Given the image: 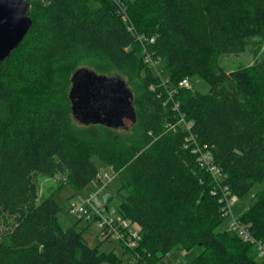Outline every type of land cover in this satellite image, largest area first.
<instances>
[{
	"label": "trees",
	"instance_id": "trees-1",
	"mask_svg": "<svg viewBox=\"0 0 264 264\" xmlns=\"http://www.w3.org/2000/svg\"><path fill=\"white\" fill-rule=\"evenodd\" d=\"M27 1L32 26L0 62V264L121 263L59 220L55 192L102 184L94 157L123 181L105 200L118 197V214L140 230L134 249L121 243L131 264L197 246L189 264H261L255 244L220 226L230 198L264 185V62L227 71L220 59L264 36V0ZM82 70L125 87L73 100ZM193 76L210 92L181 86ZM74 101L122 119H78ZM40 177L57 179L42 199ZM239 221L264 243V188Z\"/></svg>",
	"mask_w": 264,
	"mask_h": 264
},
{
	"label": "rangeland",
	"instance_id": "rangeland-1",
	"mask_svg": "<svg viewBox=\"0 0 264 264\" xmlns=\"http://www.w3.org/2000/svg\"><path fill=\"white\" fill-rule=\"evenodd\" d=\"M258 62H264V36L251 38L249 46L244 54L239 56H224L220 59V64L227 71H234L238 68ZM227 86L231 88L230 84H227ZM190 88L202 94L210 92L209 84L200 76H193L190 78ZM2 108L3 106L0 105V111ZM127 123L130 124V121ZM93 160L100 170L102 184L99 183L98 180H94L81 192L76 191L69 185L55 192V200L62 208V212L59 215L60 223L64 229L75 226V228L82 233L84 240L91 248H99V250L104 253L114 252L121 260L120 264H131L132 255L125 252L121 243L115 238L107 239L103 236L99 219L89 221L86 217L71 212L73 206H87L91 209V213L94 214L95 209L100 210L104 207L105 196L107 194H113L119 197V193H124L122 191L123 181L121 177L118 176L111 167L103 164L98 157H94ZM38 183L40 188V199H42L53 192L57 186V179L40 177ZM263 188L264 185L258 182L246 196L238 198L231 207L230 216L220 226V230L227 231L229 224L234 218L239 219L251 206H253L255 195ZM118 197L112 198L107 202L110 206V212L114 210L117 211L120 202ZM110 212H105L104 216L108 217ZM113 216L118 217V213L116 212ZM202 252L203 248L200 246L189 251L179 247L166 255L162 259L161 264H189ZM259 261L261 264H264V258H259Z\"/></svg>",
	"mask_w": 264,
	"mask_h": 264
},
{
	"label": "water",
	"instance_id": "water-1",
	"mask_svg": "<svg viewBox=\"0 0 264 264\" xmlns=\"http://www.w3.org/2000/svg\"><path fill=\"white\" fill-rule=\"evenodd\" d=\"M29 6L27 0H0V62L8 58L12 51L18 48L30 30L33 21L28 16ZM75 85L71 95L73 100L76 97H80V100L82 99L81 94L78 93L81 89H85L86 91L88 88L89 90L91 89L93 93H96L95 96L101 100L103 91H106L107 87H110L112 91H120L125 87V83L119 78L108 79L100 77L96 73L88 70L79 71L75 75ZM89 90L87 92H90ZM73 112L78 119L97 122L103 118V122L107 121L106 123L109 125L112 124V121L118 122V120L120 121L122 119L112 118L110 123L108 120L109 117L102 115V113L95 112L97 116L89 113L86 106L81 101H74ZM128 112V118L134 120L135 116L133 110L129 108ZM93 116L95 119H93Z\"/></svg>",
	"mask_w": 264,
	"mask_h": 264
},
{
	"label": "built area",
	"instance_id": "built-area-1",
	"mask_svg": "<svg viewBox=\"0 0 264 264\" xmlns=\"http://www.w3.org/2000/svg\"><path fill=\"white\" fill-rule=\"evenodd\" d=\"M151 41L153 42V39ZM181 86L190 87V80L188 78L184 79ZM194 152L199 155L198 158L200 159V162H202L211 172L219 173V171L209 162L210 156L207 151L203 152L201 148H197ZM236 201L237 197H232L229 200L230 214L231 207ZM71 212L82 215L83 217H86L87 220L97 216L100 220L101 230L104 237L109 239L115 238L129 249H134L136 247L137 241L140 238V230L138 226L129 220L123 219L119 214L118 217L113 216V214H116L117 211L114 210L110 212L109 206L104 205V207L100 210L95 209L94 214L91 213V209L87 206H73ZM105 212H110V215L105 217ZM228 230L232 233H239L246 241L255 244L258 248L260 258H264V243L256 240L251 235L248 228L240 223L239 219L234 218L229 224Z\"/></svg>",
	"mask_w": 264,
	"mask_h": 264
},
{
	"label": "crops",
	"instance_id": "crops-1",
	"mask_svg": "<svg viewBox=\"0 0 264 264\" xmlns=\"http://www.w3.org/2000/svg\"><path fill=\"white\" fill-rule=\"evenodd\" d=\"M108 201L105 200V205L109 206V204L107 203ZM110 207V206H109Z\"/></svg>",
	"mask_w": 264,
	"mask_h": 264
}]
</instances>
